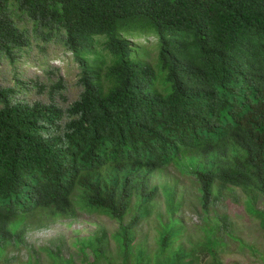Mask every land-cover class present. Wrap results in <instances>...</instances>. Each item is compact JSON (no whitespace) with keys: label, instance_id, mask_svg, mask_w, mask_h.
I'll return each mask as SVG.
<instances>
[{"label":"trees","instance_id":"obj_1","mask_svg":"<svg viewBox=\"0 0 264 264\" xmlns=\"http://www.w3.org/2000/svg\"><path fill=\"white\" fill-rule=\"evenodd\" d=\"M25 24L59 40L81 90L63 110L16 99L26 85L16 71L0 86V256L86 209L116 220L117 258L99 228L76 239L81 264H225L226 214L205 216L204 241L187 247L175 184L164 214L156 208L153 178L169 166L191 179L203 213L241 190L264 230V0H0V61L13 68L31 46ZM154 213L148 252L135 235Z\"/></svg>","mask_w":264,"mask_h":264},{"label":"rangeland","instance_id":"obj_2","mask_svg":"<svg viewBox=\"0 0 264 264\" xmlns=\"http://www.w3.org/2000/svg\"><path fill=\"white\" fill-rule=\"evenodd\" d=\"M25 25L29 28L31 46L28 51L20 55L15 68L7 64L5 59H1L0 86L15 84L16 71V77L26 83L25 89L15 94L16 99L29 103L53 102L65 110L81 90L77 82L76 64L68 59L69 55L64 53L59 40L43 43L30 30V26ZM160 171L162 170H157ZM153 182L158 183L160 187L156 208L163 214L167 205L163 189L165 185L175 184L177 198H183L182 206L176 214L184 224L182 240L187 247L204 241L200 226L205 223V216H213L217 211L218 214H226L230 223L228 231H223L220 235L224 243L217 247L219 258L225 264H264V230L260 228L255 215L247 210L241 190L224 191L221 198L209 207L206 214L200 209L197 192L191 179L180 175L174 167L169 166L162 174L156 173ZM256 208L264 210V198L258 201ZM207 221L210 222V219L207 218ZM157 223L154 213L137 225L135 241H143L148 252L154 251L157 247ZM117 226L116 220H112L102 212L80 209L75 218L56 217L43 226L28 230L25 235L26 243L19 247H6L0 256V264H26L30 258H37L39 264H52L49 253L43 249L44 246L50 247L53 251L59 248L61 258L73 257L76 264H81L75 244L76 239L104 228L108 236L105 246L109 249V253H114L116 247L112 234ZM112 256L114 259L117 258L115 253ZM207 259L206 255V259L202 262H207Z\"/></svg>","mask_w":264,"mask_h":264}]
</instances>
